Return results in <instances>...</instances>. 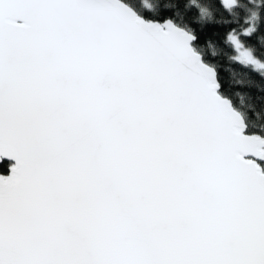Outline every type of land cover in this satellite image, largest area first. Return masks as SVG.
<instances>
[{"label": "snow or ice", "instance_id": "snow-or-ice-1", "mask_svg": "<svg viewBox=\"0 0 264 264\" xmlns=\"http://www.w3.org/2000/svg\"><path fill=\"white\" fill-rule=\"evenodd\" d=\"M0 264H264V0H0Z\"/></svg>", "mask_w": 264, "mask_h": 264}, {"label": "trees", "instance_id": "trees-1", "mask_svg": "<svg viewBox=\"0 0 264 264\" xmlns=\"http://www.w3.org/2000/svg\"><path fill=\"white\" fill-rule=\"evenodd\" d=\"M200 2H201V3H205V2H207V0H200ZM192 15L194 16L195 13H193ZM217 18L219 19V17H217ZM225 75L228 76L229 78H230V76H231L230 73H225ZM248 76H249V74H242L241 76H238L237 79H247ZM251 78H252L253 80H256L257 82H259L257 77H255V76H251ZM235 90H239V91H241V92H247V91H248L247 88L240 87V86H236ZM252 91H253V94L255 95V94H256L255 89H253Z\"/></svg>", "mask_w": 264, "mask_h": 264}]
</instances>
